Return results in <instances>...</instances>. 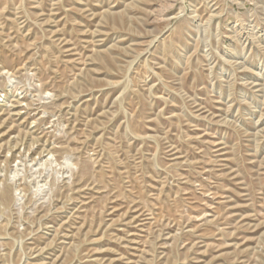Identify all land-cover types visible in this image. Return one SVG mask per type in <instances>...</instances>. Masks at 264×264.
Listing matches in <instances>:
<instances>
[{
	"label": "rangeland",
	"instance_id": "obj_1",
	"mask_svg": "<svg viewBox=\"0 0 264 264\" xmlns=\"http://www.w3.org/2000/svg\"><path fill=\"white\" fill-rule=\"evenodd\" d=\"M0 264H264V0H0Z\"/></svg>",
	"mask_w": 264,
	"mask_h": 264
}]
</instances>
